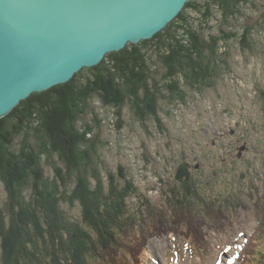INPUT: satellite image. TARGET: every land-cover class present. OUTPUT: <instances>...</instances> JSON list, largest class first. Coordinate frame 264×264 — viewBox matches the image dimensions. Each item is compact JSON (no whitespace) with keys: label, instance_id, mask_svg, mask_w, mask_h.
I'll return each mask as SVG.
<instances>
[{"label":"trees","instance_id":"trees-1","mask_svg":"<svg viewBox=\"0 0 264 264\" xmlns=\"http://www.w3.org/2000/svg\"><path fill=\"white\" fill-rule=\"evenodd\" d=\"M258 1L190 2L153 40L109 54L99 67L32 95L0 120V186L8 195L5 205L0 196V264H94L115 256L133 220L129 200L137 189L128 182L127 168H119L126 182L121 186L115 174L96 162L100 143L91 136L101 119L94 114L90 122L87 116L96 104L114 110L121 129L124 109L131 104L142 122L151 117L162 125L160 99L184 102L183 86L198 89L216 78L232 41L243 49L250 46L255 32L250 11L258 9ZM260 19L262 30L256 32L263 37L264 15ZM154 57L164 68L159 78ZM44 164L53 167L54 179ZM173 196L181 212L191 206L184 198L193 196ZM66 204L71 209L78 205L80 215H72ZM159 221L160 228L170 230L161 217ZM245 262L242 258L237 264Z\"/></svg>","mask_w":264,"mask_h":264},{"label":"rangeland","instance_id":"rangeland-1","mask_svg":"<svg viewBox=\"0 0 264 264\" xmlns=\"http://www.w3.org/2000/svg\"><path fill=\"white\" fill-rule=\"evenodd\" d=\"M257 7L250 11V46L232 41L216 78L198 89L183 86L184 102L160 99L162 125L151 117L142 122L127 104L119 129L114 110L94 102L86 119H101L91 136L100 143L95 160L120 180L119 168H127L137 189L122 247L94 264H237L242 258L244 264H264V36L257 33L264 0ZM153 68L161 77L164 68L156 58ZM57 166L67 171L59 160ZM44 167L54 179L53 167ZM0 187L5 205L7 191ZM173 195L193 196L184 198L191 206L181 212ZM65 208L80 215L78 205ZM160 217L170 230L160 228Z\"/></svg>","mask_w":264,"mask_h":264},{"label":"water","instance_id":"water-1","mask_svg":"<svg viewBox=\"0 0 264 264\" xmlns=\"http://www.w3.org/2000/svg\"><path fill=\"white\" fill-rule=\"evenodd\" d=\"M198 1L0 0V120L109 54L153 40Z\"/></svg>","mask_w":264,"mask_h":264},{"label":"bare ground","instance_id":"bare-ground-1","mask_svg":"<svg viewBox=\"0 0 264 264\" xmlns=\"http://www.w3.org/2000/svg\"><path fill=\"white\" fill-rule=\"evenodd\" d=\"M162 233H164V232H162Z\"/></svg>","mask_w":264,"mask_h":264}]
</instances>
